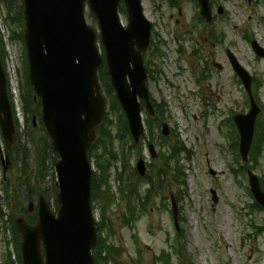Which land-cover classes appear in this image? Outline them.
<instances>
[{
    "label": "rangeland",
    "instance_id": "rangeland-1",
    "mask_svg": "<svg viewBox=\"0 0 264 264\" xmlns=\"http://www.w3.org/2000/svg\"><path fill=\"white\" fill-rule=\"evenodd\" d=\"M175 1L179 6L173 8L168 0H143L146 15L155 24L158 38L166 42L162 48L165 53L162 58L153 56V52L146 58L150 60L152 56V61L161 70L156 80L149 81L151 94L156 102L165 104L164 120L179 135V139L171 135L167 137L166 144L156 145L157 150L159 153L162 150L168 152L171 146L180 148L179 143L186 150H180L166 166L163 159L165 154L162 158L152 159L148 142L143 143V149H135L130 135L122 145L113 143L117 159L109 162L107 158L102 157L101 160L100 147H92V163L97 166L96 175L101 176L93 182V190H96L92 192L91 203L96 220L98 223L107 220L103 237L108 249H111L110 245L115 247L113 242L122 249H114L117 264H161L163 253L165 257H171L169 264H187L182 258L184 253L192 255L194 264H264V210L254 206L255 199L248 179L249 161L244 162L241 155L236 158V150L231 148L233 142L229 138L234 130H230L227 124L235 114L249 110V98L226 55V49L230 48L240 63L258 79L253 84V92L257 94L262 113L258 118L261 128L253 156L258 158L259 164L250 162L249 165L254 166L252 171L260 178H264V59L258 58L251 46V40L255 39L264 47V0H212L215 27L225 34L223 42L217 46L209 38L211 28L205 29V25L198 22V4L190 0ZM219 5L225 7L223 15L217 14ZM18 20L10 18L6 21L5 10L0 7L4 69L15 120L24 132L27 113L22 103V91L24 95H31L25 83L27 55L20 33L25 28L21 24L23 18L18 17ZM121 20L127 25V15L123 12ZM86 21L99 32L98 22L88 9ZM246 31L251 40L245 36ZM177 37H180L179 40ZM98 47L104 56L99 39ZM215 62L220 63L222 68H216ZM22 83L24 86L21 90ZM109 103L108 115L113 121L112 132L116 135L115 125L120 121L123 123L125 115L116 99ZM39 105L34 101L28 106L29 114L37 118V124L26 132L30 145L37 147V153L30 149L31 166L28 172L35 179L39 169L37 161H43V150L49 148L48 145L46 147L48 138L41 123L42 110ZM143 116L144 120L150 118L145 109ZM145 134L146 139H150L147 127ZM155 135L159 139L157 135H161V126L155 127ZM132 149H135V156L144 157L147 164L156 162L155 167H159V170L151 171L152 182L141 181L134 172L131 173L132 165L136 166L137 162L136 157H132ZM1 150L5 151V144L0 131ZM120 151L125 153L127 167L122 178H126L129 192L132 193L129 195L120 192V188L126 185H118L116 179V173L123 169L118 161ZM46 154L47 177L40 183L41 187H51L53 182L58 188L54 170L56 161L53 160L54 156H58L49 149ZM99 156L100 160L97 159ZM15 157L17 160L12 162L5 180L0 154V220L10 219L8 227L23 212L33 223L36 215L27 213V207L31 201L37 206V198L42 194L41 191L36 192L37 186H25V178L23 183L19 175L21 160ZM133 193L138 194L139 199L134 198V201L140 208L133 212L132 218H124L122 212L129 199L133 200ZM48 194L47 199L56 212L57 196L52 190ZM214 196L217 201L213 200ZM172 198L176 205L178 229L174 222ZM9 230L0 228V264H4L6 240H10ZM9 249L13 253L12 259L17 260L13 246ZM103 255L105 258L106 255ZM111 259L102 264H114Z\"/></svg>",
    "mask_w": 264,
    "mask_h": 264
},
{
    "label": "water",
    "instance_id": "water-1",
    "mask_svg": "<svg viewBox=\"0 0 264 264\" xmlns=\"http://www.w3.org/2000/svg\"><path fill=\"white\" fill-rule=\"evenodd\" d=\"M25 44L29 78L41 100L42 122L59 156L55 164L59 193L54 213L45 198L38 200L37 218L30 224L17 219L22 237L24 264H95L92 250L98 237L91 208L93 168L89 152L96 129L105 117L106 102L98 79L104 59L97 48V34L85 19L88 4L96 16L111 85L127 115L138 144L144 133L139 99L152 111L143 53L151 44L152 23L144 15L141 0H23ZM202 14L211 20L208 0H199ZM124 2L128 14L125 27L119 14ZM256 53L264 50L253 43ZM234 67L251 91V77L231 56ZM260 109L253 104L247 115H238L240 152L245 161L252 146ZM0 126L7 146L15 142L16 127L0 60ZM168 134L167 126L165 131ZM155 155L154 147H150ZM5 171L10 164L6 157ZM142 175L144 161L138 164ZM249 182L257 202L264 208V191L259 178L249 172ZM217 201V197L214 196ZM34 202L29 211H34ZM176 209V207H175Z\"/></svg>",
    "mask_w": 264,
    "mask_h": 264
},
{
    "label": "trees",
    "instance_id": "trees-1",
    "mask_svg": "<svg viewBox=\"0 0 264 264\" xmlns=\"http://www.w3.org/2000/svg\"><path fill=\"white\" fill-rule=\"evenodd\" d=\"M5 2L8 4V6L10 8L13 7V10H11V13H10V16H9V20H10V18H12L11 17L12 13L14 14V18L16 20H18V17H22L23 18V6L18 4L17 0H5ZM15 22H17V21H12V23H15ZM22 22H23V20H21V24L23 26ZM20 33L22 35V31ZM21 39H22V36H21ZM25 66H26L25 83L27 85V91H29V93L31 95V97L28 94L27 95H24V94L22 95V101H23L24 110L27 113L26 128L24 127V130H26V131L18 133V136H17V139H16V144H15V146L12 149H10L8 151V153L12 157L13 160H17L15 155L18 156V158H20L21 166H20V169H19V175H20L21 180L23 181V183H25L24 182V178H25V180L27 182V183H25V186H28V187H32V185L35 186V187L37 186V188L35 189L36 192H40L41 191L42 194H44L46 197L50 196L48 194V192L50 190H52L54 195L57 196L58 188H57L55 183L52 182L51 187H47L46 189L42 188L41 184H40L41 182H44L45 178L47 177L46 174H47L48 168L46 167L47 166V164H46L47 163L46 150L49 149L53 153L51 142H50L47 134L46 135H47L48 139L46 140V147L48 145L49 148L43 150V156H44V157L42 156L43 157V161H37L38 165H39V169H37L38 170L37 179H35L32 174L28 173L30 171V166H31V162H30V158H31L30 151L31 150L30 149H34V152L36 150V153H37V149H36L37 147L34 146V145H30L29 137L26 134L27 130L31 129L33 127V125H34L33 116H31L29 114L28 106H29L30 103L32 105V102H34V101L38 102V104H40V101H36L35 98H34V91H33L32 87H31V84H30V81H29V77H28V64H27L26 59H25ZM99 77H100V80H101L102 87H103L104 91L108 94V96L110 98L116 99L114 90H113V88H112V86L110 85V82H109V77H108V75L106 73V70L104 68L100 69ZM113 105H114V103H113ZM39 109H41V105H39ZM112 127H113V121L110 120L109 116L107 115L104 124L99 129V139L96 142V144L93 146V148H95V147H100L101 148V150H102L101 151V160L103 158H107V162H109L111 160H114L115 158L117 159V154L114 152V149H113V143L117 142L119 145H122V144L126 143L125 142L127 140L126 137H129L128 124H127V120H126L125 116H124L123 123H121V121H120L118 125H115V127H117V130H118L116 135L113 134ZM151 131H152V134H153L152 128H151ZM29 145L33 146V147L30 148ZM132 145H133V147H135L133 143H132ZM93 148H92V151L94 150ZM171 148H172L171 149L172 154L170 156H164V161H165L166 166L169 164L170 161L175 159V156L178 153H180V150L183 147L179 148V146L175 145L174 147L171 146ZM254 151H255V149L251 153V161L254 164H258V162H259L258 158H255L253 156ZM131 152H132V150H131ZM119 154H120V158H119L118 161L122 162L123 160H125V157H124L125 153L120 151ZM39 159H40V157H39ZM97 159L100 160V156L97 157ZM53 160H55V161L57 160L56 156L53 157ZM54 162L52 161V163H54ZM41 163H43L44 165H41ZM107 164H106V166H107ZM152 168L159 170V168H157V167H152ZM124 170H126V169H124ZM44 171L46 172L45 175L43 174ZM123 172H121L120 175H119V183H122V185H126V186H122L120 188V192H122V193L126 192V194L129 195V194H132V193L129 192L130 189H129L128 185L126 184V181H125L126 178H124V179L122 178ZM133 172H134V174H136L135 170L131 171V173H133ZM134 174H131V175H134ZM162 174L163 173H159V175H162ZM135 177L139 178L137 175ZM96 178L100 179L101 176L97 175ZM149 181L152 182L151 179ZM38 184H40V185H38ZM95 184H96V182H95ZM262 186H263V189H264V179H262ZM95 190H93V192ZM145 193L147 195V191ZM106 194L109 195V193H106ZM133 194H134L133 195V200L129 199L128 206H127V213L125 214L128 218H132L133 212L140 208L139 206L135 205V201H134V198H136V200L139 199L138 196H137L138 194L137 193H133ZM20 199H21V196H19L18 200H20ZM23 200L25 201L26 197H24ZM254 206H256L260 210H262V208L256 202L254 203ZM1 215H2V213H1ZM31 219H33V216H32ZM104 223H107V220L103 219L100 223H97V230H98V233H99V246H98L97 250L94 253L95 258H96V264H102L103 261L108 262V261H110L111 258H112L111 260L114 261L113 263L117 264L115 262H117L118 260L113 255L114 249H117V248H112L111 245H110L109 248H111L112 250L108 249L107 244L105 243V238L103 237L104 236L103 233H106L105 232ZM13 231H14V233H16L15 228H13ZM117 250H119V249H117ZM103 254L106 255L105 258H104ZM183 257H184L185 262L187 264H194V262H193L194 260H193V258H192V256L190 254L185 255V253H184ZM19 259H20V254H19ZM170 260H171L170 256L169 257H165L164 256L163 257V264H169Z\"/></svg>",
    "mask_w": 264,
    "mask_h": 264
},
{
    "label": "flooded vegetation",
    "instance_id": "flooded-vegetation-1",
    "mask_svg": "<svg viewBox=\"0 0 264 264\" xmlns=\"http://www.w3.org/2000/svg\"><path fill=\"white\" fill-rule=\"evenodd\" d=\"M250 1H252V0H250ZM220 11V8H217V12H219ZM222 13H223V10H222ZM215 22H216V20H215ZM216 24V23H215ZM213 33H214V35H212L213 36V45L214 46H217V45H219L220 44V41L222 40V35H221V31H218L217 29H216V27H215V29H214V31H213ZM211 36V37H212ZM226 55H227V57H228V59H229V49L227 48L226 49ZM229 62H230V60H229ZM214 65H215V67L216 68H218V69H221L222 68V65L220 64V63H214ZM155 109H156V113H155V115L153 116L154 118L152 119V120H157V118L159 117L158 116V110H161V106H160V104L159 105H155ZM162 118L163 119H165L164 118V115L162 116V117H160L159 119L160 120H158L157 122H156V124L155 125H153V127H154V131H155V127L157 126V128H160V126H161V129H162V125L164 124V122H165V120H162ZM156 136V135H155ZM158 136V135H157ZM153 142L157 145H160L161 144V142H162V140L161 139H153Z\"/></svg>",
    "mask_w": 264,
    "mask_h": 264
},
{
    "label": "bare ground",
    "instance_id": "bare-ground-1",
    "mask_svg": "<svg viewBox=\"0 0 264 264\" xmlns=\"http://www.w3.org/2000/svg\"><path fill=\"white\" fill-rule=\"evenodd\" d=\"M143 147H144V146H143V144H142V149H143Z\"/></svg>",
    "mask_w": 264,
    "mask_h": 264
}]
</instances>
